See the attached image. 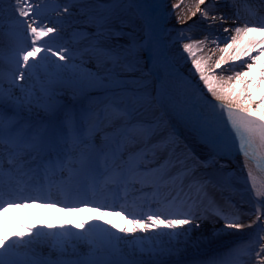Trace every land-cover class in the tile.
I'll return each mask as SVG.
<instances>
[{"label":"bare ground","instance_id":"6f19581e","mask_svg":"<svg viewBox=\"0 0 264 264\" xmlns=\"http://www.w3.org/2000/svg\"><path fill=\"white\" fill-rule=\"evenodd\" d=\"M177 1H179V4L173 12L175 19L179 21V30L175 33V37L171 38V26L168 25L172 18L170 0H131V2L129 0H120V2H117V0H79L78 3L72 5L67 4L66 0H35L34 4L33 0H29V6L39 8V26L46 28L54 24L59 30L58 34L50 33L48 37H41L39 44L47 43L49 47L64 51L66 54L70 49L75 59L73 63H69L67 60L62 62L42 50L36 57L29 58L30 64L37 65L35 69L30 70V75L25 80H16L13 83V72L18 54L21 49H27L33 39L27 34V24L31 22V18L25 17L23 23H18L17 21L21 18L13 10L15 5H10L8 0H4L3 8L5 11L0 16V75H2L0 83H2L5 93L11 90L16 96L24 95L17 85H23L29 91L34 90L31 111L26 110L27 112L24 111L21 115L27 122H31L36 114L45 116L40 121L33 123V126L44 123L43 128L48 130L51 141L45 145L43 151L49 153L48 156H52V159L49 160V163H46V160L41 161L39 163L40 170L30 171L25 168L21 172L15 168L10 171L3 165L10 162L15 150L10 147H7V151H1L0 149V167L5 172L2 180H0V187L5 188L7 193L14 197L18 191L28 187H30V190L33 188L46 189L48 191L47 195L33 191L31 194L27 193L26 196H38L40 199L52 200L51 202H61L60 204L65 199L79 204L84 200L83 196L86 193L100 195L103 196L99 200L102 205L132 210L133 214L131 215L138 219L142 218L143 221L149 224H151V221L146 220L148 214L160 213L161 218H163L176 210L187 211L190 201L185 203L186 197L184 194L189 191L190 181L188 179L183 181V188L180 180L173 183L169 178L166 183L160 182L155 187L144 188L143 192L140 190L141 185L129 179L127 174L123 179H116L114 183L106 182V177L110 176L113 169L119 166V162L113 163L109 155L114 148L110 136L113 131L112 126L110 130L104 132L94 127L96 133L84 134L79 139L66 134L67 137L61 141L64 144L60 151L51 146L53 138L58 137L56 131H53L55 128L57 129L58 124L68 128L76 119H81L86 123H90L91 119H94L95 124L99 119L107 117L104 105L102 107L90 106V112L86 107L83 109H87V111L82 110L80 97L75 95L73 89L80 88V85L97 87L96 84L100 82L94 78L95 74L99 73L103 76L106 68L101 66L103 58H101V64H98L96 57L87 49L100 42H102L103 47L110 49L114 48L111 41L126 45L125 41L121 39L122 34H131L132 29L126 26V21L122 18V12L134 10L135 16L144 27V31L141 30L139 33V29L136 30L133 39L136 42L150 41V47L147 51H139V64L148 69L144 77L150 80L149 90H152L153 96H155L158 89L163 96L161 102L154 103L141 116V119L149 121L150 127L155 129V135L149 137V147L161 140L166 144L165 147L156 149V162L162 163L169 157L170 153L173 154V161L177 157L187 159L191 167L198 169V177L211 181L206 189L208 197L204 200L200 211L203 212L204 208H207L215 200L216 203L224 206L229 221H236L243 226L239 230L236 228L229 229L226 227L224 219L220 218L204 222L194 220L189 225L177 226L173 229L157 224L154 227L140 231L139 226L132 224L130 219L125 216H123L125 218L123 220L120 218L114 219L112 216L103 217L100 214L95 217V215H90V208L81 210L78 215L67 216L51 208L42 214L33 212L27 215L22 207H10L6 211H0V233L7 234L12 238L9 241L13 244L11 253L18 259L42 258L49 259L55 264L69 257L84 259L90 251V246L85 242L72 240L65 251L61 252L55 247L53 238L37 237L35 233L71 231L81 234L84 232V229L80 227L81 225L89 228L93 224H97L100 228H106L116 237L121 238L118 242L119 254L118 256H112V259H121L120 255L129 253L131 256L123 260L129 261L131 264H137L146 259L153 262H163L164 264H179L172 261L183 260V257L187 254H193V260L184 261L181 264H210L214 259L224 261L225 256L223 254L209 256L210 253H205L204 248L218 242L220 237L241 235L253 227L249 223L246 214L248 210L230 198L232 194L228 192L224 184L213 180L212 176L207 173L208 171L199 166L198 158H204L209 153L202 142L205 121L211 122L214 128L223 129L227 122V115L221 112L220 103L207 93L203 83L199 81L198 74H195L192 65V57L183 52V44H196L197 47L193 50L195 58L206 61V73L209 75L215 74L218 80L223 78L224 81H228V76L231 75L233 79L228 81L229 84L236 83L235 73L227 72L224 69L245 65L240 70L249 73L245 79L255 89L254 95L257 98L264 95V83L260 82L261 72L264 71V55H261L252 69H248L246 63H252V61L248 60L247 56H243L239 61H236L234 59L235 48L229 49L228 52L220 51V49L231 43V36L235 34L233 29L237 25L233 23V19L230 18L221 22L219 18L213 21L209 16L203 18V23H200L202 20L201 14L196 12V5L199 0ZM221 3L218 6L217 16H219V13H224L229 17H233L234 13L238 12V24L241 27L244 26L246 21L251 24H259L257 21L258 15L260 18H264V3H261V0H222ZM205 7H207V0H205L204 5H201V9L203 10ZM66 8L69 10L66 11ZM142 12L145 15H141ZM194 12H196V15H193ZM89 17L107 18L102 35H97L96 24L89 22ZM208 24L213 25L211 30L208 29ZM224 28H229V32H225ZM207 31H212L214 35L226 38L227 43L220 42L217 46L211 40H205L204 33ZM188 37H194L195 39H187ZM200 41L204 42L201 44ZM61 45L64 47H60ZM27 50H31V48ZM149 54L151 61L145 63L144 57ZM45 55L48 56L49 60L55 61L56 64L64 63L66 67L57 69L47 60H40V57ZM221 55L225 57V61L222 63V69L216 70L215 62L219 60ZM251 55L255 56L256 53L253 52ZM45 65H47L46 69ZM108 67H111V64ZM20 71H24V69H20ZM89 72L92 73L91 76ZM115 72L119 74L120 79L130 82H132L133 76L140 75L139 72H127L122 66H117ZM16 74L18 75V73ZM56 78L57 81H63L58 85L59 88H55L47 94L41 91L42 87L51 84V81ZM257 83H259L258 89L256 88ZM161 84L165 85L164 89L160 88ZM182 84L186 86L181 88ZM243 86L242 84L239 85V87ZM71 89L73 94H69ZM201 90L203 95H201ZM165 91L172 92L180 105L179 109H174L172 104L168 103V97L164 95ZM39 94L44 96H39ZM50 94L51 96H49ZM48 99H52V101ZM69 99H75L76 101L70 102ZM208 101H211V104H208ZM45 105L50 107L46 110ZM212 105L216 107L213 108ZM0 107H4L6 112H11V108L7 104L0 105ZM76 108L78 112H76ZM58 112L67 114L55 115ZM228 128L230 129V125H228ZM175 130L179 132V137L176 136ZM144 135L142 131L137 133L138 144L133 148L134 151H138L139 148L143 147ZM90 140H95L96 143H84ZM230 143L232 142L230 141ZM166 147L170 148L167 150ZM257 150L259 151V149ZM81 152L93 157L91 160L93 161V170L96 172L91 175L81 172L74 177L71 185L66 186L64 190L57 186L56 189H53L54 183L52 182L60 180L62 175L64 177L68 175L67 169H64L61 173V169L56 165L67 164L70 158L78 157ZM106 156H108L107 161L105 160ZM35 158L36 156L32 159L33 161L29 159L30 164L38 163L34 161ZM124 159H127L126 152L124 153ZM148 159H152L151 153H149ZM214 159L221 161V163L226 162V165L230 164L233 173L236 175L241 174L244 176V180L259 176L264 182V166H259L252 157L246 160L239 152L238 144H233L226 156L221 155ZM9 165L13 167L12 163ZM47 165L52 166L49 171V181L44 179V169ZM168 171L165 170V172ZM177 171L178 169H172L170 175L175 176ZM249 173H251L250 177ZM151 179L149 178V180ZM7 187H10V190ZM74 190H78V194L69 197V194ZM193 192H195V188H193ZM15 198L19 199L20 197ZM122 199H124V202H122ZM4 204L3 202L0 206H5ZM214 209L215 205L209 211ZM108 214L109 212H106V215ZM198 222L200 223L199 227L196 226ZM120 228H124L126 231L121 233L119 232ZM28 229H32L31 234L27 232ZM185 229L189 231L185 233ZM168 233H181V235L174 236L168 235ZM21 236L23 240H18L17 238ZM140 238L144 239L143 251H141L138 243ZM24 241H32V243L26 247H16L17 243H23ZM113 243L117 242L113 241ZM223 246L225 250L230 249V246L226 244ZM262 246H264V241ZM96 255L108 256L109 251L101 248L97 250ZM262 259H264V253L255 257L250 264H260Z\"/></svg>","mask_w":264,"mask_h":264},{"label":"snow or ice","instance_id":"6c2138e0","mask_svg":"<svg viewBox=\"0 0 264 264\" xmlns=\"http://www.w3.org/2000/svg\"><path fill=\"white\" fill-rule=\"evenodd\" d=\"M79 0H66L69 5L78 3ZM120 2V0H117ZM131 2V0H129ZM222 0H207V7L201 9V5L205 4V0H199L196 5V12H200L203 23V18L211 17L213 21L217 18L221 22L233 19V23L237 26L234 27V35L231 36V43L227 44V47L220 49L221 52H228L229 49L235 48L236 61H239L241 57L247 56L248 60L252 63H246L248 69H252L255 63L260 59L261 55H264V18L261 19L259 24H251L244 22V26L241 27L238 24L239 13H234L233 17H229L224 13H219L217 16V10ZM4 0H0V16L3 15L5 9L3 8ZM10 5L14 4V12L21 20L18 23H23V18L30 17L31 22L27 24V34L33 39L31 42V50L21 49L16 61V67L13 72V83L16 80H25L30 75V70L36 68V64H30L29 58L36 57L42 50L46 53H50V56L56 57L59 61H68L73 63L75 57L72 55L69 49L67 54L59 49L49 47L47 43L39 44L41 37H48L50 33H57L59 30L55 25L41 27L38 24L39 20V8L29 6V0H8ZM35 0H33V4ZM264 3V0H261ZM174 7H177L174 5ZM69 10L66 8V11ZM196 12L193 15H196ZM141 15H145L144 12ZM150 15V13H149ZM106 17L93 18L89 17V22H94L97 28V35H102V30L106 26ZM151 27V25H149ZM208 29H212L213 25L208 24ZM183 31V30H182ZM225 32H229V28H224ZM78 35V34H77ZM205 40H211L213 44L220 42L227 43V39L214 35L212 31L204 33ZM187 39H195L194 37H188ZM204 41H200L202 44ZM60 47H64L61 45ZM150 47V41L143 40L138 41L130 45H120L118 48H105L102 46V42L93 45L88 48L87 51L92 53L96 57L98 64L106 68L103 76L99 73L95 74L96 79L99 80L105 90L111 91L112 95L108 98V102L105 105V114L108 118L109 125L112 126L113 131L110 133L111 142L114 145L110 155L113 163L119 162V166L114 168L112 174L106 177V182L114 183L116 179H123L125 174L128 178L134 180L141 185V191L144 188L155 187L157 183L167 182L170 178L174 183L176 180L181 181V187L183 188V181L188 179L189 191L185 193V203H188L187 211L176 210L174 212L165 215L161 218L160 213L148 214L146 220L151 221V224L143 221L142 218H130V222L139 226L140 231H144L149 227H154L157 224L164 225L165 228L173 229L177 226L189 225L194 220L204 222L211 219L223 218L226 227L236 228L239 230L243 225L236 221H229L226 210L223 205L218 204L215 200L204 208L203 212L200 211L204 200L208 197L206 191L208 184L211 181H206L197 176L198 169L191 167L187 159L177 157L175 161L172 159V153L162 163L156 162V149L166 146L164 141H159L156 144L148 145L149 137L155 135V129L150 127V122L141 119V116L146 112L154 103L161 102L163 96L158 89L155 96L150 91V84L144 80L145 73L148 72L147 68L142 67L139 64V51H147ZM197 45L194 43H184L183 52L192 57V65L195 70V74H198L199 81L203 83L207 93L214 98L215 101L221 105V112L227 115V122L223 129L214 128L212 123L205 121L203 140L205 147L209 150V153L204 158L199 159V166L208 169L214 166L215 157L224 155L226 156L233 144H238L239 152L247 160L249 157L254 158L259 166H264V95L258 98L254 95L255 89L245 79L249 73L241 71L245 65L233 66L224 69L227 72L235 73V84H229L233 77L228 76V81H224L223 78L217 79L215 74L209 75L205 71L206 61L202 59H196L194 48ZM255 52L256 55L252 56L251 53ZM210 59V58H209ZM40 60H47L57 69L66 67L64 63L56 64L55 61L48 59V56H41ZM145 63H150L151 56L144 57ZM225 61L223 55L219 60L215 62V69L221 70L222 63ZM111 64V67L108 65ZM117 66H122L123 69L130 73L139 72V76L132 77V83L136 85L134 90H127L120 88L125 81L119 78V74L115 72ZM47 65H45L46 69ZM24 69V71H20ZM18 73V75L16 74ZM91 76L92 73L89 72ZM2 79V75H0ZM260 82L264 83V71L261 72ZM244 85L239 87V85ZM186 85L182 84L181 88ZM23 96H16L9 90L5 93L2 83H0V105H5L11 108V112H6L4 107H0V149L4 147H10L14 149V155L10 160V163L17 168L18 171L23 172L25 168L29 167V157L33 152H39L43 150L46 144L50 143L51 137L49 136L46 128L30 125L24 120L21 115L25 110L31 111L32 109V97L34 90L29 91L24 88L23 85H17ZM161 89L165 88L164 84H161ZM256 88H259L257 83ZM42 92L47 94L45 88H41ZM164 95L168 97V103L172 104L174 109H179V103L173 96L171 91H165ZM183 95V93H181ZM201 95L203 91L201 90ZM206 99V98H205ZM211 104V101H208ZM50 107L45 105V108ZM215 108V105H212ZM186 115V114H185ZM190 119V118H189ZM230 125V129L228 128ZM143 132L144 144L138 151H134L133 148L138 144L137 133ZM230 141L232 143H230ZM259 149V151L257 150ZM127 153V159H124V153ZM151 153L152 159H148V155ZM108 156L105 157L107 161ZM75 165V167H73ZM143 165V167H141ZM51 165H47L44 169V179L49 181V171ZM61 171L67 169V177L61 176L60 180L53 183L56 184L61 190H64L66 186L71 185L75 176L81 172H85L89 175L93 173V161L90 157L81 152L78 157L70 158L67 164L56 165ZM221 168L226 165H221ZM169 170L165 172V170ZM172 169H178L175 176L170 175ZM26 174V173H25ZM5 172L0 167V180H2ZM251 173H249V177ZM115 178V179H114ZM149 178H152L149 180ZM195 188V192H193ZM43 206H54L49 202L41 201ZM215 209L209 211V209ZM27 207V203L13 204L9 203L6 207L0 206V210L6 211L7 207ZM62 210H73L68 207L62 208ZM78 210V209H77ZM92 210H101L97 206L93 205ZM259 215L257 219L264 217V200L260 202ZM112 214L120 215L121 211L112 209ZM197 223V227L200 223ZM63 227V226H61ZM84 229V232L77 234L71 231L61 232H37V237H51L55 240V247L59 251L64 252L66 247L72 240L83 241L90 246V251L84 259H66L57 262V264H131V262L123 259H112V256H118L119 247L118 242L121 239L116 237L112 232H109L106 228H100L99 225L93 224L89 228H85L84 225L80 226ZM251 227V225H249ZM126 229L120 228L119 232L124 233ZM189 231L185 229V233ZM218 231V230H217ZM29 234L32 233V229H28ZM168 235L179 236L181 233H168ZM264 239V237H260ZM10 238L7 234L0 233V264H20L17 260L13 259L11 250L13 244L9 243ZM18 240H23V237H18ZM116 241L117 243H113ZM32 241H24L23 243H17L16 247H26L30 245ZM141 251L144 250V239L140 238L138 241ZM108 249V256H97L98 249ZM264 253V246H261V252L257 253L260 256ZM240 249L233 250L231 255L239 256ZM25 264H51L41 259L33 258ZM210 264H231V262H225L223 260L214 259ZM237 264H245L244 261H237ZM260 264H264V259L260 261Z\"/></svg>","mask_w":264,"mask_h":264},{"label":"rangeland","instance_id":"374dc122","mask_svg":"<svg viewBox=\"0 0 264 264\" xmlns=\"http://www.w3.org/2000/svg\"><path fill=\"white\" fill-rule=\"evenodd\" d=\"M223 1H226V0H223ZM170 2H171L170 9H171L172 18L170 19L168 25L171 26V38H174L176 35L175 33L177 32V30H179V21L175 19L173 10L177 8V7H174V5L178 6L179 1L170 0ZM135 14L136 13L134 10L132 11L125 10L124 12H122V18L126 21V26L132 29L131 34H128V33L122 34L123 37L121 39L125 41L126 45L136 43V40L133 39V34L135 33L136 30L139 29V33L141 30L144 31V27L141 25L140 20H138ZM111 44L114 48H118L120 45H123L121 43L112 42V41H111ZM144 80L147 83H150L149 78L144 77ZM61 83H63V81H57V78H56L51 81V84H48L44 87H46L45 89L47 90L48 93H50L53 91V89L59 88L58 85ZM80 86H81L80 88L78 89L76 88L73 90L76 93L75 95L77 97H80V101L82 102V104L80 105L81 109L86 110V111L87 109H89L88 110L89 112H90V106L96 105V106L102 107L104 105L105 107L106 103L108 102V98L112 95L111 91L105 90V87L102 86L101 83L96 84L97 87H90V85H80ZM120 88L127 89V90H134L136 88V85L130 81H125L122 85H120ZM69 94H73L72 89L69 91ZM39 96H44V95L39 94ZM49 96H51V94ZM48 100L52 101V99H48ZM68 101L75 102L76 100L69 99ZM84 107H86L87 109H83ZM76 110H77L76 112H78L77 108ZM58 114H67V113L58 112L55 115H58ZM43 117L45 116L36 114V117L34 116L33 120L28 123L33 124L35 122L40 121L41 118ZM94 121H95L94 119H91L90 123H86L82 121L81 119H76L72 124L68 126V128H64L60 124H58L57 129L55 128L53 131H56V134L60 138H65L67 137L66 134L71 133L69 135H71L75 139H79L84 134L91 135L93 133H96V130L93 129ZM36 126L43 128V126L45 125L44 123H41L40 125H36ZM108 126L110 125L108 122V118L106 117L105 119L102 118L98 120V122L96 123L94 127L104 132L108 130L107 129ZM175 133H176V136H178L179 132L175 130ZM87 142L88 144L96 143L95 140L85 141L84 143H87ZM169 148L170 147H166L167 150ZM222 164L226 165L227 163L226 162L221 163V161H217V159H215L214 166L208 169H205V170L208 171L207 173L210 176H212L213 180H216L217 182L224 184L228 192L232 194L230 198H232L234 201L238 202L239 204H241L243 207H245L248 210L246 214L249 219V223L252 224L253 227L251 228V230L241 235H227L224 237H220V240L218 242L204 248V250L206 251L205 253L207 252L208 254L210 253L209 256H212L213 254H223L225 256L224 261L225 262L230 261L231 264H237L238 260L244 261L245 264H250L251 261H253L255 257H257V253L261 252V246L264 241V239L260 238V237H264L263 236L264 217L257 219L259 215L258 210L260 209V202L264 200V182L259 176L250 177L247 180H244V176H242L241 174L236 175L235 173H233V169L230 164L226 165V167L224 168H221L220 166ZM31 170L32 168L30 169V171ZM259 226L261 229L259 228ZM224 244H226L227 246H230V249H226V250L223 249ZM236 249H240L239 256L231 255L233 250H236ZM126 254L127 255H124V254L120 255L121 259H128L131 256V254L129 253H126ZM11 255L13 259L20 262V264H25V262L31 260L28 258L18 259L12 253ZM98 256H103V255H98ZM186 256L183 257V260L172 261V262L181 264L184 261L187 262L188 260L194 259L193 254H189V255L187 254ZM37 259H40V258H37ZM68 259H72V258L69 257ZM41 260L51 262V260L49 259L41 258ZM51 264H55V262H51ZM137 264H164V263L163 262H153V261H149L148 259H146L141 262H138Z\"/></svg>","mask_w":264,"mask_h":264}]
</instances>
